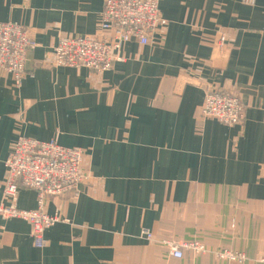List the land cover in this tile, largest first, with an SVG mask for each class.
Returning a JSON list of instances; mask_svg holds the SVG:
<instances>
[{
	"label": "crops",
	"instance_id": "obj_1",
	"mask_svg": "<svg viewBox=\"0 0 264 264\" xmlns=\"http://www.w3.org/2000/svg\"><path fill=\"white\" fill-rule=\"evenodd\" d=\"M159 0L167 25L125 43L105 71L55 65L67 35L99 32L103 0H0V21L36 46L20 84L0 70V202L18 137L83 150L76 193L47 198L59 220L0 217V264H257L264 255V0ZM243 105L240 124L203 119L205 94ZM16 204L37 207L20 187ZM148 231L150 238L143 233ZM203 251L170 254V244ZM243 252L231 262L220 249Z\"/></svg>",
	"mask_w": 264,
	"mask_h": 264
},
{
	"label": "built area",
	"instance_id": "obj_2",
	"mask_svg": "<svg viewBox=\"0 0 264 264\" xmlns=\"http://www.w3.org/2000/svg\"><path fill=\"white\" fill-rule=\"evenodd\" d=\"M167 23L160 13L159 0H103L99 32L59 38L53 47V62L58 66L86 67L99 72L108 70L114 61L122 60L118 53L125 43L136 40L145 45ZM35 46V41L22 24L0 21V70L9 73L16 84L21 83L27 55ZM200 116L231 126L242 122L244 110L235 94L212 89L205 94ZM82 161L83 150L78 147H64L54 140L18 137L4 163L7 175L0 202V217L27 221L34 244L43 247L45 230L59 220L57 215L46 213V200L67 192L76 193L84 177ZM20 187L36 191L35 209L26 210L17 206ZM143 233L147 238L151 237L148 231ZM184 249L203 251L196 242L170 244V254L174 257L181 258ZM217 256L231 262L248 259L243 252L225 248L217 251ZM255 261L264 264V255L255 258Z\"/></svg>",
	"mask_w": 264,
	"mask_h": 264
}]
</instances>
